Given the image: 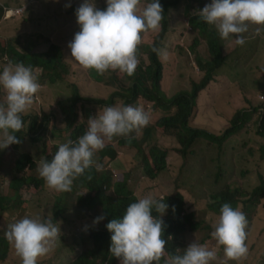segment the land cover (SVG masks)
I'll return each instance as SVG.
<instances>
[{
	"label": "rangeland",
	"instance_id": "rangeland-1",
	"mask_svg": "<svg viewBox=\"0 0 264 264\" xmlns=\"http://www.w3.org/2000/svg\"><path fill=\"white\" fill-rule=\"evenodd\" d=\"M150 1L141 0V10ZM68 2L69 0H0V5L6 8L25 9L21 16L3 21L0 17L1 45L15 46L20 52L35 54L46 53L51 44L57 45L62 49L64 62L69 68L66 77L55 84L49 83L45 69H33L42 88L36 94L33 104L22 114L24 128L17 135L26 138L24 144L18 151H15L13 145L0 150V197L11 205L5 212L0 206V236L4 237L8 224L26 215L50 219L60 227V238L55 242L52 251L39 259L38 264L72 263L85 248L91 247L92 232L104 224V219L98 224L93 223L97 217L102 216L98 206H79L75 211L71 210L77 197L88 192L82 184L77 183V190L67 196L64 192L45 187L44 180L36 170L39 159H46L54 146L71 141L70 128L73 131L77 125L82 127L77 136L79 138L87 130L88 119L95 117L100 108L122 106L125 100L115 98V104L112 105L83 103L78 100L77 122L74 127H70L67 122L69 116L64 113V109L70 107L76 95L81 99L107 101L115 92H126L132 87L131 80L139 68L145 73L148 72L149 56L155 44L156 49L162 50L157 55L162 64L160 85L164 95L161 97L169 100L182 92L190 93L193 84L199 83L204 76V72L196 64V56L203 57L204 64L207 65L211 60L207 40L212 33L219 35L214 26L209 25L207 31H198L191 24V19L197 15L196 11L202 10L211 0H182L178 7L170 9L163 17L158 31L142 34V43L137 54L139 64L132 76L119 70H109L99 75L94 70H85L78 63L65 59L70 57L68 44L80 30L75 11L84 0H71V7L66 8L65 4ZM96 5L102 10L105 9L106 0H96ZM165 24V35L159 39ZM257 27L249 25L248 32L244 33L246 43L243 46L235 43L234 36L227 40L220 38L227 61L213 73L214 80L200 92L195 114L189 123L192 128L223 135L230 126L231 119L239 111H246L241 115L247 122L234 138L221 147L209 139L200 138L183 157L178 136L157 125L163 117L174 116L177 110L159 106L161 100L157 102L145 100L143 97H131V100H136L131 106H141L149 112V125L138 132L114 137L111 141L105 140L104 147L93 157V165L99 173L110 176L113 180L108 189L109 194L113 193L114 183L120 182L119 187L126 185L129 191H123L119 197L130 199V202L146 196L159 199L182 195L183 210L178 216L195 214V222L199 221L201 225L199 231L183 233L177 245H183L184 250L197 239L209 250L216 251L217 259L211 264H264V198L257 204L250 201V197L238 200L237 208L247 218L245 230L248 247L246 258L239 262L226 260L223 248L216 247L211 233L219 215L210 209V205L216 202L215 196L224 190L250 194L264 181V135H259V123L264 120V28L257 34ZM5 63L2 58L0 71ZM140 84L149 94H157L151 87L150 78L146 83L140 81ZM4 96V90L0 88V102H4ZM34 119L38 130L35 129L32 135L30 127ZM146 129L150 134L143 135ZM20 136H17L19 140ZM32 138L35 140L31 142ZM45 144L48 153L43 152ZM154 146L166 151V168L154 179H150L147 174L153 172V169L148 168L146 174V165L143 167V164L145 156L152 160L151 153H158V150L151 151ZM24 153L31 156L35 167L26 169L23 174L41 180L43 186L39 190L34 183L24 185L16 194L17 188L12 187L14 178L22 177L23 174L18 172L15 164ZM155 165L153 161L152 166ZM59 201L61 204L66 203V209L57 217L55 205ZM162 219L166 221L165 217ZM8 246L6 259L0 264H21L9 242Z\"/></svg>",
	"mask_w": 264,
	"mask_h": 264
},
{
	"label": "clouds",
	"instance_id": "clouds-1",
	"mask_svg": "<svg viewBox=\"0 0 264 264\" xmlns=\"http://www.w3.org/2000/svg\"><path fill=\"white\" fill-rule=\"evenodd\" d=\"M71 7V0L65 4ZM164 9L160 0H151L141 10V0H106V8L100 9L96 0H84L75 11L79 31L68 44L71 60L85 70L97 74L119 70L132 76L139 64L138 47L142 34L158 31ZM199 18L214 26L223 40L235 37V43H246L244 33L249 25L258 26L257 34L264 28V0H211ZM157 55L160 49L153 48ZM0 71V88L4 90V102H0V150L21 141L17 138L24 128L22 114L34 102L42 85L31 67L23 62L14 63L5 55ZM150 114L141 106H106L87 121V130L76 140L60 144L49 161L41 157L37 172L45 187L57 192L71 191L73 182L93 166L95 153L104 147L105 140L126 136L148 126ZM169 205L164 198L146 196L130 203L121 218L106 225L111 234L110 255L120 264H211L217 253L209 250L197 239L186 249L166 254L167 240L164 221ZM174 211V208H173ZM154 213L156 215H154ZM104 216L97 217L98 224ZM246 215L231 204L224 203L211 233L216 247L223 248L226 260L239 262L246 258ZM61 230L50 219L24 216L8 224L4 237L14 248L21 264H38L41 257L52 251L60 238ZM168 239H172L171 236ZM182 252V254H180Z\"/></svg>",
	"mask_w": 264,
	"mask_h": 264
},
{
	"label": "trees",
	"instance_id": "trees-1",
	"mask_svg": "<svg viewBox=\"0 0 264 264\" xmlns=\"http://www.w3.org/2000/svg\"><path fill=\"white\" fill-rule=\"evenodd\" d=\"M181 1L182 0H160V3L164 9L163 17L168 14V11L170 9L178 7ZM3 7L5 6L0 5V17L2 21L6 20L4 19ZM166 24L161 34L159 35V39H162L165 35L163 33L166 32ZM191 24L192 27L198 31H207L209 27V25L202 21L198 15H195V17L191 19ZM220 40V36L216 33H212L208 38L207 44L211 60L207 65L204 64L205 61L203 57H201L200 55L196 56V64L199 70L201 72H204V76L199 83L193 84L192 91L190 93L182 92L169 100H166L165 97H161L164 95L160 85V81L162 79V64L158 60L156 52L153 51V48H157V44H155L149 56L150 67L148 68V72L145 73L141 70V68H139L138 71L133 75V78L131 80L133 85L130 89H128L124 93L115 92L107 101H93L92 99L86 98L81 99L76 95L73 98L70 107L64 109V113L69 116L67 122L69 123L70 127H74L76 125V102L78 100L83 103L112 105L115 104V98H122L125 100L122 106H127L136 102V100H131V97H133V99H136L137 97H143L145 98V100L149 101L155 100L159 102L161 100V103H158L159 106L167 107L168 109L175 108L177 110V113L174 116L163 117L158 121L157 125L159 128L164 129L166 132L171 133L174 136H178V139L180 141L179 144L182 146V151H180V153L183 155V157L190 152L191 148L200 138L209 139L213 143L218 144L220 147L223 146L226 142L234 138L239 133V130L244 127L247 121L241 114L246 111H239L235 115V118L231 119L230 126L227 128L223 135L212 134L206 130L192 128L189 125L190 120L195 114L197 108V100L200 92L203 91L214 80L213 73L220 67H223L227 61V56L226 54H224ZM5 55H7L8 59L13 61L14 63L23 62L24 65L31 67L32 69L36 67L45 69V71H47V79L51 84H55L64 79L69 73V68L64 62L62 49L54 44H51L49 50L43 54H35L33 52L23 53L20 52L15 46L9 45L6 47L0 44V60L4 58ZM149 78L151 79V87H153V90H155L157 94H149L147 90H145L140 84V81L146 83ZM259 124V135L263 136L264 120H262ZM35 129L38 130V127H36V119L33 120V123L30 127V132L32 133V135L34 134L33 132L35 131ZM147 129L143 135H145L146 133L150 134V131ZM70 130L71 141H76L78 139L77 136L81 133L82 127L77 125L75 127V130L72 131V128H70ZM35 134H37V132ZM25 139L26 138L21 137V143L13 144L15 151H18L22 147ZM33 140L35 139L32 138L31 142ZM131 144L135 146V143L132 142ZM57 150L58 146H54L52 151L48 153L46 151L45 144L43 152L48 153L46 159L50 161ZM156 150H158V153H151L152 160H150L146 156L144 157L143 167L146 165V174L148 168L152 167L153 169V172H151L149 175L147 174V177H150V179H154L159 172L163 171L166 168V163L164 162L167 157L166 151L156 146L151 148V151ZM262 158L264 159V153L262 154ZM153 161L156 163L155 166H152ZM158 163L160 164L159 166ZM15 166L18 172L23 174L26 169H33L35 167V163H32V158L29 154L24 153L19 156V160L16 162ZM33 183L35 188H38L39 190L42 189L43 185L41 180L31 178V176L26 177L24 174L22 177L14 178L12 187L17 188L15 193L18 194V192L24 185H30ZM77 183L85 186L88 189V192L85 195H79L77 197V202L72 206L71 210L75 211L79 206H98L100 207L102 216H104V224L103 226L92 232V236L90 238L91 247L89 249L85 248V250L70 264H120L117 258L110 255L109 249L111 245V234L107 230L106 225L112 219L121 218L125 213L128 205L130 203L136 202V200L134 199V202H130V199L119 197V195H121L123 191L125 193H128L129 191L126 185L120 188V182L114 183L113 186L115 188L113 190V193L111 192L109 194L108 189L111 187V184H113V180L110 178V176H107L105 174L101 175L99 171L94 167V165L90 169L86 170L82 176H80L73 182L71 191L64 192V194L67 196V194L72 192L73 190L76 191L77 188L75 187V185H78ZM62 197H64V195H62ZM245 197H250L249 200L257 204L260 199L264 198V181L260 186L254 188L250 194H247L244 191H233L231 189L224 190L223 193L215 196L216 202L210 205V209L212 212L216 211V213L220 215V209L224 203H229L233 208H237L239 198L243 200ZM217 200H220V202ZM164 201H167L170 206L166 211L167 213L163 216L166 218V221L164 222L163 238L167 240L166 252L175 253L177 249H183V245H177L180 236L188 231H199L201 223L199 221L195 222L196 215L192 213L184 214L185 217L178 216L179 213L182 214L183 210L182 195L178 194L175 197H166L164 198ZM242 202L246 204V202ZM5 204L7 206H4ZM0 206L1 210L4 212L11 207L9 202H4L1 197ZM55 206L57 207V210H55L56 216L60 217L64 209H66V203L61 204V202L59 201L58 205ZM248 208L250 207L248 206ZM154 215L156 214L154 213ZM169 236H171L172 239H168ZM8 248L9 246L7 239L3 236H0V262L6 259ZM180 254H182V252ZM160 262L164 264L163 259Z\"/></svg>",
	"mask_w": 264,
	"mask_h": 264
},
{
	"label": "built area",
	"instance_id": "built-area-1",
	"mask_svg": "<svg viewBox=\"0 0 264 264\" xmlns=\"http://www.w3.org/2000/svg\"><path fill=\"white\" fill-rule=\"evenodd\" d=\"M4 9V19L13 18L17 16H21L25 9L24 8H5ZM21 13V15H19Z\"/></svg>",
	"mask_w": 264,
	"mask_h": 264
},
{
	"label": "bare ground",
	"instance_id": "bare-ground-1",
	"mask_svg": "<svg viewBox=\"0 0 264 264\" xmlns=\"http://www.w3.org/2000/svg\"><path fill=\"white\" fill-rule=\"evenodd\" d=\"M19 15H21V13Z\"/></svg>",
	"mask_w": 264,
	"mask_h": 264
},
{
	"label": "crops",
	"instance_id": "crops-1",
	"mask_svg": "<svg viewBox=\"0 0 264 264\" xmlns=\"http://www.w3.org/2000/svg\"><path fill=\"white\" fill-rule=\"evenodd\" d=\"M75 63V62H74ZM76 64V63H75Z\"/></svg>",
	"mask_w": 264,
	"mask_h": 264
}]
</instances>
